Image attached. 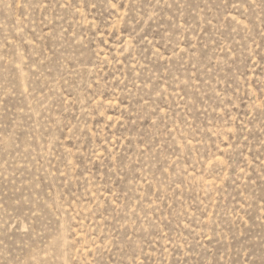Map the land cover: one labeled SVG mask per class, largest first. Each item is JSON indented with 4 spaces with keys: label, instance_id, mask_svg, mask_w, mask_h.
<instances>
[{
    "label": "rangeland",
    "instance_id": "1",
    "mask_svg": "<svg viewBox=\"0 0 264 264\" xmlns=\"http://www.w3.org/2000/svg\"><path fill=\"white\" fill-rule=\"evenodd\" d=\"M0 264H264V0H0Z\"/></svg>",
    "mask_w": 264,
    "mask_h": 264
}]
</instances>
